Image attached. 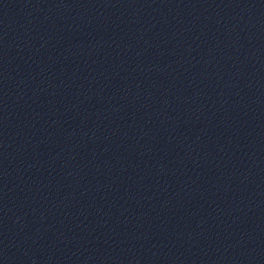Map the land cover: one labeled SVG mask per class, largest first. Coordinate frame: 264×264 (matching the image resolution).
I'll return each mask as SVG.
<instances>
[{"label": "water", "instance_id": "water-1", "mask_svg": "<svg viewBox=\"0 0 264 264\" xmlns=\"http://www.w3.org/2000/svg\"><path fill=\"white\" fill-rule=\"evenodd\" d=\"M0 264H264V233L0 201Z\"/></svg>", "mask_w": 264, "mask_h": 264}]
</instances>
